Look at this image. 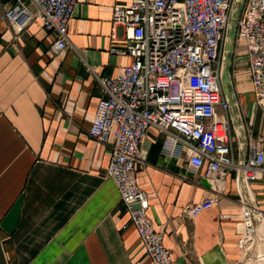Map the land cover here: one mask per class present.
<instances>
[{
  "label": "crops",
  "instance_id": "0c3cea01",
  "mask_svg": "<svg viewBox=\"0 0 264 264\" xmlns=\"http://www.w3.org/2000/svg\"><path fill=\"white\" fill-rule=\"evenodd\" d=\"M129 3L79 0L67 46L54 53L53 36L39 20L16 33L3 17L10 0H0V264H152L114 182L104 177L110 149L88 135L102 98L98 79L114 78L131 63L110 53L123 45L122 30L112 34L113 8ZM230 58L226 117L234 159L243 162L248 136L264 151V106L255 102L245 48L233 41ZM163 149L164 135L149 128L135 174L173 264H264V255L251 263L238 248L234 173L216 189L189 167L186 154ZM250 187L261 250L264 173ZM210 199L211 208L186 214Z\"/></svg>",
  "mask_w": 264,
  "mask_h": 264
},
{
  "label": "built area",
  "instance_id": "2783aa9c",
  "mask_svg": "<svg viewBox=\"0 0 264 264\" xmlns=\"http://www.w3.org/2000/svg\"><path fill=\"white\" fill-rule=\"evenodd\" d=\"M4 20L16 33L34 20L53 36L52 51L67 46L68 24L79 0H10ZM236 0H130L112 11V34L122 30V48L111 54L131 63L114 78L102 77V92L88 135L110 149L104 177L111 179L140 244L152 264H173L163 236L148 216L149 200L137 184L135 166L149 128L164 135V152L184 153L194 171L221 189L234 173L240 213L238 248L252 261L264 255L254 245L257 232L250 184L262 178L261 142L248 136L246 158L235 161L223 91L224 43ZM234 44L246 53L255 102L264 106V0H243ZM223 112L219 117L217 111ZM215 205L213 199L186 208L194 218ZM255 212H253V211ZM257 250V251H256ZM263 250V251H262ZM257 258V257H256Z\"/></svg>",
  "mask_w": 264,
  "mask_h": 264
},
{
  "label": "water",
  "instance_id": "95a60500",
  "mask_svg": "<svg viewBox=\"0 0 264 264\" xmlns=\"http://www.w3.org/2000/svg\"><path fill=\"white\" fill-rule=\"evenodd\" d=\"M242 4H243V0H240V2L237 5V9L235 10V12H233L231 14V18H230V23H229V30L226 34L225 37V43H224V47H223V51H224V70L222 71L221 74V84L223 87V91L225 93V95H229V85H230V81L228 78L229 75V67H230V55L232 54V50H233V41H234V31H235V25H236V21L239 17L241 8H242ZM229 40V43H228Z\"/></svg>",
  "mask_w": 264,
  "mask_h": 264
},
{
  "label": "rangeland",
  "instance_id": "374dc122",
  "mask_svg": "<svg viewBox=\"0 0 264 264\" xmlns=\"http://www.w3.org/2000/svg\"><path fill=\"white\" fill-rule=\"evenodd\" d=\"M240 2V0H236V4L234 5V7H233V12H235V10L237 9V5H238V3ZM255 246H256V242H255ZM257 256H255V258H256ZM263 257V254H262V256H260V257H257L258 259H260V258H262ZM255 260V259H254ZM249 262H253L252 261V259L251 258H249ZM254 264V263H253ZM257 264H260V263H257Z\"/></svg>",
  "mask_w": 264,
  "mask_h": 264
},
{
  "label": "bare ground",
  "instance_id": "6f19581e",
  "mask_svg": "<svg viewBox=\"0 0 264 264\" xmlns=\"http://www.w3.org/2000/svg\"><path fill=\"white\" fill-rule=\"evenodd\" d=\"M228 43H229V40H228ZM256 239V235H255V238H254V240ZM255 243V242H254ZM255 245V244H254ZM260 256H262V255H260ZM260 256H257V257H260ZM256 260H257V262H258V258H255Z\"/></svg>",
  "mask_w": 264,
  "mask_h": 264
}]
</instances>
